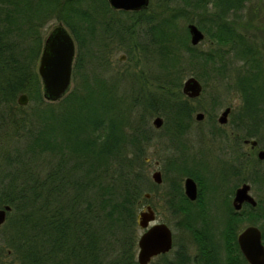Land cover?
<instances>
[{"label": "trees", "instance_id": "obj_1", "mask_svg": "<svg viewBox=\"0 0 264 264\" xmlns=\"http://www.w3.org/2000/svg\"><path fill=\"white\" fill-rule=\"evenodd\" d=\"M246 1L156 0L158 10L151 12V4L115 10L108 0H0V207L11 206L0 226V264L5 257L15 264H139L138 212L150 200L145 194L158 187L147 174L143 145L151 139L149 119L158 115L170 137L185 147L183 156L170 159L163 179L170 180L167 203L181 212L174 215L176 227L189 232L195 250L174 237L175 249L154 257L153 264H249L237 241L240 222L246 217L256 223L263 202L236 211L227 194L216 201L220 214L212 213L219 185L205 173L204 161L188 162L181 139L194 122L193 102L202 96L183 93L189 72L203 83L204 93L213 75L224 79L229 63L242 61L235 88L246 101L264 106V65L236 24ZM181 20L195 22L223 48L192 45ZM54 21L69 29L77 50L74 86L49 101L38 64L45 30ZM110 45L136 60L135 73L114 72L130 82L131 120L121 109L117 122L104 112L110 96L102 98L103 91L112 84L96 69L109 66ZM87 54L91 72L85 69ZM21 93L28 95L26 105L18 103ZM202 107L216 125L212 108ZM244 117L257 125L255 115ZM185 176L197 181L195 201L184 192Z\"/></svg>", "mask_w": 264, "mask_h": 264}, {"label": "rangeland", "instance_id": "obj_2", "mask_svg": "<svg viewBox=\"0 0 264 264\" xmlns=\"http://www.w3.org/2000/svg\"><path fill=\"white\" fill-rule=\"evenodd\" d=\"M150 4L152 6L150 8L151 12L158 10V2L156 3V0H150ZM57 23L58 22L54 21L50 27L46 28L45 34H47L48 31ZM188 23L189 22L184 20H181L180 22L181 25H187ZM236 24L238 28L248 37L254 47L258 49L259 55L264 65V0H249L245 7L240 11L239 16H237ZM197 45H199L201 49L223 48V46H219L215 42H210L206 36L205 39ZM107 54L109 59V66H107V69H96L98 70V74L107 76L109 83L112 84L109 89L103 91L102 98L105 96L107 97V95H104V93L106 94L107 92L110 96L109 102H103V104L106 106L104 112L107 113L108 116L112 118V120L117 122L115 115L118 114L119 110L121 109L122 111L124 110L123 112L126 119L131 120L134 115L130 110L132 97L130 82L127 78L118 80L114 76V72L117 73L123 71L135 73L137 69L136 60L129 58L123 48L113 49L112 45H110L107 49ZM122 54L125 55L124 59H120ZM91 60L92 58L89 54H87L85 59V69L89 72H91L94 68L93 61ZM243 65L244 63L242 61L235 59L229 63V69L231 70L229 76H226L224 79H217L213 75V78H211L206 90L204 93H202L200 101L193 102L194 106L197 108L194 112V122L191 124L190 131L185 133L181 138L186 142V151L189 152L188 162L193 163L194 160L204 161L206 166L205 173L207 175L209 173L213 174L216 180H213L214 178L212 177V181L219 185L215 192V207L212 211V213L215 214H220L219 212L222 208V206L217 204V199L221 200V198H225L227 194L231 196L233 189L242 181H247L251 184L250 193L256 198L257 201L261 200L264 204V160L258 161L256 155H250L249 160L245 163L246 166L244 167V172L239 176H231V174H229L228 176L226 175V182L224 180H217L219 177L224 175L229 165H237L239 163L238 156H240L242 152H248L249 150V146L242 144V142L240 146L236 145L235 137H233L231 132H229L231 130L232 124L225 123L220 125L217 121L219 115L227 105H232L234 108H237L242 103L241 95L235 88V82L236 73L237 71L242 70L244 67ZM190 74L191 72L186 75L184 80L190 76ZM73 86L74 82L72 81L70 89H72ZM215 97L217 99L216 103L214 104L213 99ZM202 106H205L209 109L212 108L210 110L212 116L215 119L216 125H213L211 121H208L206 113L204 110H202ZM198 111L204 112V119L197 120L195 118V114ZM155 117L156 116H153L149 119L150 128L146 130L148 135L151 136V139L143 145L145 151V167L147 174L151 179L153 172L158 169L161 170L164 178V170L169 164L170 159L183 156V149L185 148L181 146V143L177 142L178 139L170 137L168 128L165 126L164 122L161 127L154 126L153 120ZM218 126H222L226 134L220 132ZM125 132H130V130L127 128ZM201 151H203V154ZM168 174L169 177L174 176L173 171L168 172ZM204 178V190L205 193L208 194V179L205 176ZM152 181L158 187L153 191V198L147 202H144L139 208V211L144 209L145 206L150 203L153 206H157V221H164L170 225L173 230L174 237H176L179 242L185 243V245L188 246L190 252L193 253L195 250V243L193 242L189 232L182 228L176 227V216L171 214L165 206V193L169 190L170 180H163L161 184L156 183L153 179ZM255 217H257L256 223H250L245 217L240 222V228H244L248 224H255L262 229L261 224L264 226V208L256 210ZM141 231L142 230L139 228V234ZM174 249L175 247L173 250ZM156 260L157 259L155 258L149 264H153ZM4 262V264H15L13 258L11 257H5Z\"/></svg>", "mask_w": 264, "mask_h": 264}, {"label": "water", "instance_id": "obj_3", "mask_svg": "<svg viewBox=\"0 0 264 264\" xmlns=\"http://www.w3.org/2000/svg\"><path fill=\"white\" fill-rule=\"evenodd\" d=\"M110 6L115 10L138 11L149 7L150 0H108ZM187 28L192 45L199 44L205 39V32L195 23L189 22ZM76 41L69 29L58 22L46 34L43 50L40 55L38 72L42 80L44 97L49 101L61 99L72 85L73 63L76 55ZM122 54L120 59H124ZM182 91L190 98L199 97L203 91L202 82L194 75L188 76L184 82ZM18 103L26 105L28 95L21 93L18 97ZM230 107L223 109L218 117L220 124L228 121ZM205 114L198 111L195 114L197 120L204 119ZM155 127H161L163 117L156 116L153 120ZM256 143L255 140H252ZM264 158V150L259 153ZM152 179L161 184L163 174L161 170H155ZM251 185L248 182L239 186L233 197V207L240 210L245 202L252 206L257 205L256 198L250 193ZM184 191L190 200L198 198V184L192 176L184 179ZM148 198L150 193H146ZM11 210L9 204L0 207V226L4 224L7 218V212ZM138 226L142 230L137 239L136 259L139 264H149L152 259L159 254L167 253L173 248V230L164 221H157L155 209L147 204L144 209L138 212ZM237 241L244 257L249 264H264V242L262 230L255 224L246 225L237 236Z\"/></svg>", "mask_w": 264, "mask_h": 264}, {"label": "flooded vegetation", "instance_id": "obj_4", "mask_svg": "<svg viewBox=\"0 0 264 264\" xmlns=\"http://www.w3.org/2000/svg\"><path fill=\"white\" fill-rule=\"evenodd\" d=\"M248 1L249 0H247L245 2L243 8L245 7V5L247 4ZM241 101H242L241 105L238 106L237 108H234L232 105H227L231 109H230V112L228 115V121L226 122V124H228V123L232 124L231 130L229 132H231L232 136L235 137L236 145L240 146L241 142H242V144L249 146V150H248V152H242L241 155L238 156L239 157L238 158L239 163L237 165H229L227 168V171L224 173V175L219 177L217 180H222L226 175L228 176L229 174H231V176H234V175L239 176L240 174H242L244 172V167L246 166L245 163L249 160L251 154L256 155L258 158L257 159L258 161L264 160V158H261L259 155L260 151L264 150V137H261V138L258 136L247 137L244 134V132L264 133V118L261 116V114H264V106H261L260 104H258L257 99H253V98L246 101L243 97H241ZM254 115L257 117V118H255L257 120V123H256L257 125L253 126L250 122H248L245 119L244 116L251 118V117H254ZM221 132L223 134H226L224 130H222ZM252 140H255L256 143H253ZM240 159H241V164H240ZM228 170H229V172H228ZM185 177H184V179H185ZM184 179H183V189H184ZM245 182H247V181H242L240 184H238L233 189L232 194H231L232 206H233L232 201H233V197L235 195L236 189ZM250 191H251V189H250ZM149 193H150L149 199H152L153 198V192H149ZM191 201H193V200H191ZM150 205L155 209V212H157V210H156L157 206L154 205L155 206L154 207L151 203H150ZM165 206H166V209L173 215L181 213L180 211H175V209H173L170 206V204L167 203V201L165 202ZM248 206H249V203L245 202L243 204L242 208H244V207L248 208ZM262 234H263V231H262Z\"/></svg>", "mask_w": 264, "mask_h": 264}]
</instances>
